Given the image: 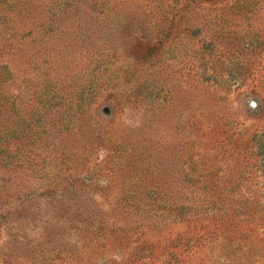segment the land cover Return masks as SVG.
<instances>
[{"label": "rangeland", "instance_id": "rangeland-1", "mask_svg": "<svg viewBox=\"0 0 264 264\" xmlns=\"http://www.w3.org/2000/svg\"><path fill=\"white\" fill-rule=\"evenodd\" d=\"M1 109L0 264H264V0H0Z\"/></svg>", "mask_w": 264, "mask_h": 264}, {"label": "trees", "instance_id": "trees-1", "mask_svg": "<svg viewBox=\"0 0 264 264\" xmlns=\"http://www.w3.org/2000/svg\"><path fill=\"white\" fill-rule=\"evenodd\" d=\"M79 106H82V104H79ZM2 115H3V111L1 109L0 117H2ZM9 124H10L11 128L8 129V133L9 134L7 135V138L6 139H2V136L0 137V141L2 143H6L7 144L5 146L6 151H11L14 148V146L11 144V141L14 140V137L16 135V130L13 128V123L12 124L9 123ZM0 132H1V130H0ZM61 132L64 133L62 129H61ZM224 191H225V189H223L221 193H224ZM246 205L247 206H245V207L246 208H248V207L250 208L251 207V210L257 211L259 209V208L256 207V205H252L250 203H247ZM239 209H240L239 206H237V207L234 208V210L232 212H234V213L235 212H239L240 211ZM241 217L242 216L231 218V219L228 218V219H225L223 222L228 224L229 228H231L230 226H232L234 224V228H232V229H235V230L238 228V226H241V228L237 230L238 232H241L244 229L243 225H241V221L244 222V220H241ZM246 225L247 226H251V228L253 227V228L257 229L258 232H259V229L264 230V218H261V214L259 215V217L258 216L255 217L253 214L247 215L246 216Z\"/></svg>", "mask_w": 264, "mask_h": 264}]
</instances>
